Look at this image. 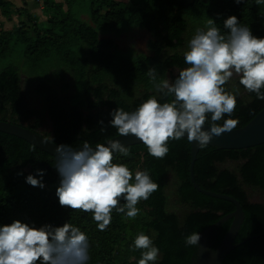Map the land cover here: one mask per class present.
<instances>
[{"label": "trees", "instance_id": "1", "mask_svg": "<svg viewBox=\"0 0 264 264\" xmlns=\"http://www.w3.org/2000/svg\"><path fill=\"white\" fill-rule=\"evenodd\" d=\"M43 5L48 30L33 37L24 34L22 27L12 33L4 30L1 18L12 20L17 11L13 3L0 0V61L10 56L16 46L24 47V62L30 68L60 59L64 54L73 59L66 65L75 70L76 82L82 87L85 101L82 108L72 104L67 96L70 86H61L66 80L61 70L46 74L36 88L45 98L54 127L52 136H44L56 145L79 147L81 141H88L95 146L103 143L105 137L116 138V130L108 127L109 113L117 107L130 112L153 95L159 98L155 84L146 74L148 69L156 68L155 83H160L167 74L186 68L183 54L187 41L209 18L215 19L223 32V19L234 15L251 27L253 35L264 37V4L257 5L256 0H242L240 4L234 0H64V3L43 0ZM83 16L89 17L92 26ZM34 20L37 22L38 17ZM134 30L152 36L147 45L148 51L154 54L152 58L124 56L117 53L114 41L101 40V34L123 36ZM85 62L87 68L82 66ZM84 69L89 71L81 79ZM21 72V67L15 65L0 71V121L23 127L22 122L36 119L33 126L25 128L40 134L42 123L23 97ZM91 73L98 77H91ZM57 83L59 88L55 87ZM238 85L247 93V98L237 97L236 109L230 117L238 119L233 130L246 127L264 110V100L248 93L239 82ZM225 87L230 91L228 84ZM101 120L105 131H101ZM168 147L169 152L163 159L149 156L144 145L130 147L129 157H114V162L126 163L133 172L138 168L148 169L159 187L147 201L137 205L140 212L135 220H128L113 210L111 224L101 232L90 213L59 205L55 195L59 181L55 158L23 140L0 133V224L20 220L35 222L37 226L46 223L60 226L69 221L89 238V264H136L141 253L130 245L142 231L160 249L158 264H191L198 248L185 246L184 238L194 231L201 234L233 214L236 207L194 188L190 175L191 144L186 139L169 141ZM227 162L241 165L237 172L219 170L218 165ZM36 169L46 172L43 189L24 181ZM21 172L23 175H18ZM194 174L200 188L233 197L244 209L246 219L236 244L246 243L233 251L224 264H264V203L251 204L246 191L259 192L264 199V145L246 151L201 148ZM170 176L177 181L179 202L190 209L182 217L170 212L167 193ZM231 225L228 222L215 232L211 239L214 249L220 247Z\"/></svg>", "mask_w": 264, "mask_h": 264}, {"label": "clouds", "instance_id": "2", "mask_svg": "<svg viewBox=\"0 0 264 264\" xmlns=\"http://www.w3.org/2000/svg\"><path fill=\"white\" fill-rule=\"evenodd\" d=\"M234 2L240 4L242 0ZM256 3L264 4V0ZM217 24L209 18L195 30L183 54L187 67L178 71L174 81L155 83L157 70L148 69L146 74L159 98L153 95L130 112L117 107L109 113L108 127L116 130L117 138L105 137L95 146L88 141H81L79 147L54 146V168L59 177L55 195L61 207L90 213L101 232L111 224L113 210L135 220L140 212L137 205L147 201L159 185L148 169L133 172L126 163L114 162L117 155H130V144L122 143L121 137L141 142L147 154L156 159L168 154L169 141L186 139L206 148L214 138L238 125V119L230 118L238 91L225 87L234 74L248 93L264 100V37L253 35L251 27L234 15L223 19V32ZM99 124L105 131L103 120ZM45 175V170L36 169L24 181L43 189ZM200 241L199 231H194L183 243L199 248ZM130 247L140 250L136 264H158L160 249L149 235L141 231ZM89 250L87 234L69 221L60 226H37L20 220L0 224V264H89ZM212 255L216 256L215 251Z\"/></svg>", "mask_w": 264, "mask_h": 264}, {"label": "rangeland", "instance_id": "3", "mask_svg": "<svg viewBox=\"0 0 264 264\" xmlns=\"http://www.w3.org/2000/svg\"><path fill=\"white\" fill-rule=\"evenodd\" d=\"M8 1L13 3L17 12L15 13V16L12 20L1 18V21L4 25L3 28L6 32L12 33L14 29L22 27L24 30V34L35 37L36 33L43 34L46 32V30H48L46 27L48 19L43 16V0ZM116 1L127 2L128 0ZM56 2L64 3V0H56ZM36 17H38L37 22L34 20V18ZM83 20L87 24L92 26V23L88 16H83ZM101 40L114 41L117 46V53L124 56L134 58H138L141 56L152 58L154 56V54L150 53L147 48L148 42L152 40V36L145 31L134 30L123 36H117L114 34H101ZM62 58H54L53 60L46 62V64H43L42 66H35L34 68H30L24 62V47L16 46L13 48L10 56H8L7 58H3L0 61V71L4 70L5 67H8L9 65H15L19 68L21 67L23 97L28 107L37 114L38 120L42 123V127L38 130V132L43 136H52L54 133L53 123L51 122L47 113L48 106L46 104L45 98L36 92V88H38L41 80L45 77L46 74L49 73V75H52L51 73H54V70H61L62 72H64L66 80L65 82H61V86H63V84H68L70 86L67 96L71 98L72 104L82 108V105H84L85 103L82 87L76 82V72L69 65H66V63H71L73 59L65 54ZM36 64H38V62ZM82 66L86 68L88 67L86 62L83 63ZM84 70L85 74L81 76V79L86 77V74L89 71V69ZM178 71L179 70H175L172 73L167 74L165 79H168L170 82L173 81V78L177 76ZM96 76L97 75L92 74L91 77ZM238 82L239 76L234 74L231 80L228 82L230 91H238L237 97L246 99L247 93L242 92L239 89ZM55 87L59 88V84L57 83ZM77 102L78 104H76ZM35 120L29 123L22 122V125L23 127L33 126L35 124ZM240 165L241 163L227 162L225 164L218 165V168L219 170H230L232 172H237ZM246 191L248 193L249 201L251 204L260 205L264 203V199L259 192L253 191L251 189H247ZM167 193L170 198V212L177 214V216L179 217H182L184 214L190 211L189 207L182 205L179 202L177 194V181L172 176H170L167 180ZM160 258L161 256L159 257V259Z\"/></svg>", "mask_w": 264, "mask_h": 264}, {"label": "water", "instance_id": "4", "mask_svg": "<svg viewBox=\"0 0 264 264\" xmlns=\"http://www.w3.org/2000/svg\"><path fill=\"white\" fill-rule=\"evenodd\" d=\"M0 133L6 134L12 137H16L25 141L36 149L43 153L54 157V146L56 145L52 140L33 132L25 127L11 124L9 122L0 121ZM117 138V137H116ZM122 143L125 145L130 144V147L143 145L141 142L134 140L131 137H121ZM191 144L192 162L190 168L191 180L194 188L201 194L232 203L236 207V211L224 218L218 223L214 224L207 230L203 231L201 235L200 245L197 251V257L191 264H224L227 257L236 249L243 246L246 242L236 244L238 235L240 234L242 227L245 223L246 215L244 209L239 201L233 197L215 194L208 192L199 187L195 179V164L198 161V156L201 148L193 143ZM264 145V110L259 113L256 118L250 122L246 127L232 130L230 133H224L218 138H214L208 145L211 148L218 149L220 151H246L249 149L257 148ZM129 147V148H130ZM232 222L231 228L226 235L225 239L221 243L220 247L214 249L211 245V239L215 232L219 230L224 224ZM215 251L216 256L212 255V251Z\"/></svg>", "mask_w": 264, "mask_h": 264}]
</instances>
